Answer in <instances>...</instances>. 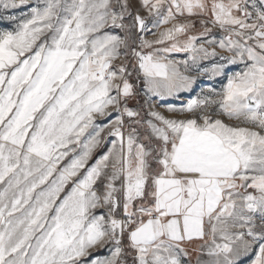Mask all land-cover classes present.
I'll return each mask as SVG.
<instances>
[{
  "label": "snow or ice",
  "instance_id": "1",
  "mask_svg": "<svg viewBox=\"0 0 264 264\" xmlns=\"http://www.w3.org/2000/svg\"><path fill=\"white\" fill-rule=\"evenodd\" d=\"M0 264H264V0H0Z\"/></svg>",
  "mask_w": 264,
  "mask_h": 264
}]
</instances>
